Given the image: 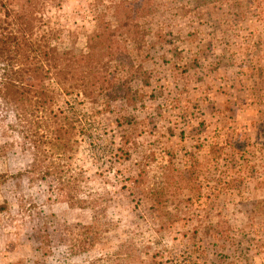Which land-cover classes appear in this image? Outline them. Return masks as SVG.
I'll use <instances>...</instances> for the list:
<instances>
[{
    "label": "rangeland",
    "instance_id": "rangeland-1",
    "mask_svg": "<svg viewBox=\"0 0 264 264\" xmlns=\"http://www.w3.org/2000/svg\"><path fill=\"white\" fill-rule=\"evenodd\" d=\"M117 1L57 0L55 40L82 49L90 9ZM141 1L145 39L109 65L107 95L60 98L89 128L83 140L61 149L51 124L39 152L29 124L0 100V264H264V0ZM169 151L180 165L197 156L203 181H231L218 197L202 191L212 221L231 228L226 238L184 236L202 224L197 216L161 228L150 201L131 192L141 168L160 175ZM95 221L99 238L88 245L81 226Z\"/></svg>",
    "mask_w": 264,
    "mask_h": 264
},
{
    "label": "trees",
    "instance_id": "trees-1",
    "mask_svg": "<svg viewBox=\"0 0 264 264\" xmlns=\"http://www.w3.org/2000/svg\"><path fill=\"white\" fill-rule=\"evenodd\" d=\"M141 2L118 0L114 3V10L105 3L93 6L90 15L94 29L87 34L85 45L80 49L71 43V46H66L65 41L55 40L57 29L51 25L48 13L57 0H0V100L11 108L18 124L22 127L29 124L25 131L33 137L39 152L42 151L41 137L46 134L41 132V127H50L51 124L54 128L50 139L55 140L59 148L68 149L73 135L78 141L83 140L89 128L76 116L75 106L64 100L71 106L64 108L60 98L72 96L77 103L88 101L97 104L101 97L107 95L103 91L108 82L109 65L128 51L127 43L141 46L145 39L147 30L141 29L140 19L147 15V7ZM31 80L47 84L36 86L30 83ZM35 126L38 129H34ZM118 149L122 150L120 157L127 153L122 148ZM216 152V144L211 145L208 152L213 155L211 160L216 159ZM201 164L199 158L192 154L180 165L173 152L169 151L165 163L160 164V175L150 178V171L146 167L141 168L139 177L133 180L131 188L135 189L131 192L140 193V202L150 201L148 213L160 218L161 228L170 226L175 219L188 222L197 216L202 224L188 229L184 236L188 237L190 231L192 236L202 234L208 238L224 239L231 228L225 220L219 224L212 221L210 202L204 201L202 191L207 187L205 198L212 199L213 194L218 197L229 190L231 181L216 186L208 176L205 181L201 180ZM61 183L65 190H70L69 180ZM185 190L188 194L180 196ZM72 199L74 204L83 202L76 195ZM194 208L204 210V213L193 212ZM218 215L224 217L222 211ZM100 226L98 221L82 225V230L88 234V239L83 242L93 244L99 238ZM104 260L98 259L93 264H105Z\"/></svg>",
    "mask_w": 264,
    "mask_h": 264
}]
</instances>
